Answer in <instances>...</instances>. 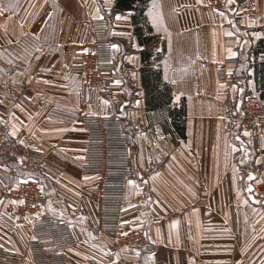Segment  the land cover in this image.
<instances>
[{
  "label": "crops",
  "instance_id": "obj_1",
  "mask_svg": "<svg viewBox=\"0 0 264 264\" xmlns=\"http://www.w3.org/2000/svg\"><path fill=\"white\" fill-rule=\"evenodd\" d=\"M116 2L0 0V126L22 154L38 153L28 155L30 168L44 177L42 194L58 196L77 240L65 264H264V134L240 132L237 117L241 88L264 100V0H144L138 23L134 9ZM239 2L255 13L242 14ZM101 17L108 31L97 48L112 67L110 86L84 95L70 65L91 41L88 23ZM145 63L170 87L164 109L147 108ZM182 104L183 138L169 116ZM97 111L120 117L139 166L124 209L146 228L141 249L115 248L96 229L81 117ZM30 236L0 198V246L16 264H35Z\"/></svg>",
  "mask_w": 264,
  "mask_h": 264
},
{
  "label": "built area",
  "instance_id": "obj_2",
  "mask_svg": "<svg viewBox=\"0 0 264 264\" xmlns=\"http://www.w3.org/2000/svg\"><path fill=\"white\" fill-rule=\"evenodd\" d=\"M237 5L242 14L255 13V7L250 3L239 2ZM87 27L91 41H86L75 51L70 70L78 76L84 95L103 94L110 86L112 67L101 62L97 44L106 38L108 20L93 18ZM220 73L229 77L228 82H233V73L226 74L222 70ZM239 102L240 132L258 139L264 134V100L258 92L243 87ZM81 122L86 131L81 168L91 176L90 192L97 204L96 229L108 236L115 248L141 249L147 244L146 228L141 223L131 222L128 219L130 210L124 209L127 181L135 176L139 166L132 162L129 137L123 123L118 115L99 111L82 115ZM19 147L0 126V198L5 200L6 209L14 213L19 222L30 226L28 249L35 264H65L66 251L77 240L67 221L40 212L43 183L39 178L13 177L16 166L24 165L22 157L28 159L31 154L39 158L33 150L22 154ZM137 209L138 204L132 211ZM0 261L16 264L19 258L0 246Z\"/></svg>",
  "mask_w": 264,
  "mask_h": 264
},
{
  "label": "trees",
  "instance_id": "obj_3",
  "mask_svg": "<svg viewBox=\"0 0 264 264\" xmlns=\"http://www.w3.org/2000/svg\"><path fill=\"white\" fill-rule=\"evenodd\" d=\"M137 2V3H136ZM115 7L117 9H134L136 11V14L133 15V21L135 23H138L137 19L139 17H142V22L144 21V18L142 16L144 12V0H117ZM144 28L146 30H149L150 27L146 24H143ZM140 28L137 30V34L139 35ZM150 37L143 38L146 41L151 40ZM147 53H143V56H145ZM149 56V55H148ZM145 58V57H143ZM147 62V61H146ZM148 63V62H147ZM147 63L145 67L141 70V80L142 85L145 90L146 96L145 101L147 104V108H153V109H164L167 107V105L170 103V87L162 82L161 80V72L159 69H152L148 68ZM260 72L264 73V68L260 69ZM261 87L264 88V79L261 81ZM183 104L181 105L180 110H172L169 113V116L172 118V125L174 128V131L176 134L183 138L184 137V124H183ZM173 132V130H170ZM0 159H2V156H0Z\"/></svg>",
  "mask_w": 264,
  "mask_h": 264
},
{
  "label": "rangeland",
  "instance_id": "obj_4",
  "mask_svg": "<svg viewBox=\"0 0 264 264\" xmlns=\"http://www.w3.org/2000/svg\"><path fill=\"white\" fill-rule=\"evenodd\" d=\"M29 159L25 158L24 163H25V167L23 169L20 170V177H36L39 178L43 185H44V189H45V181H44V177L40 174L39 169L35 170L31 169L30 164H29ZM20 167V166H19ZM72 174L77 178L80 179V174L77 173L76 171H73ZM46 197L47 200H46ZM59 198L57 195L51 194L48 196V194H46V192H44V195L42 197V200L40 202V212L44 215L47 216H55V217H61V212L58 211V206H59ZM64 220V219H63ZM66 220V219H65Z\"/></svg>",
  "mask_w": 264,
  "mask_h": 264
},
{
  "label": "snow or ice",
  "instance_id": "obj_5",
  "mask_svg": "<svg viewBox=\"0 0 264 264\" xmlns=\"http://www.w3.org/2000/svg\"><path fill=\"white\" fill-rule=\"evenodd\" d=\"M117 18L120 19L121 17L118 16ZM125 18H126V17H125ZM112 47H113V48H116L117 45H112ZM117 83H119V82L117 81ZM250 178H251V177H250ZM130 183H132V182L130 181Z\"/></svg>",
  "mask_w": 264,
  "mask_h": 264
}]
</instances>
